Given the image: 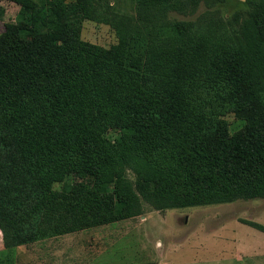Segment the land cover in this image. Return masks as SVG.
Wrapping results in <instances>:
<instances>
[{"label": "trees", "instance_id": "16d2710c", "mask_svg": "<svg viewBox=\"0 0 264 264\" xmlns=\"http://www.w3.org/2000/svg\"><path fill=\"white\" fill-rule=\"evenodd\" d=\"M11 1L17 19L0 32L6 248L29 241L50 201L103 224L142 214L143 203L264 196V0H245L228 19L210 10L195 20L168 12L205 0H130V14L109 0ZM85 18L108 23L119 45L83 42ZM229 111L243 121L234 131L221 117Z\"/></svg>", "mask_w": 264, "mask_h": 264}, {"label": "rangeland", "instance_id": "374dc122", "mask_svg": "<svg viewBox=\"0 0 264 264\" xmlns=\"http://www.w3.org/2000/svg\"><path fill=\"white\" fill-rule=\"evenodd\" d=\"M109 1L121 12L132 13L130 0ZM244 1H200L186 13L170 11L168 17L195 20L212 10L228 19L248 8ZM19 10L16 2L0 0V32L6 22L17 19ZM79 38L106 51L119 45V37L108 23L89 18L82 20ZM147 84H152L151 75ZM221 117L231 131L242 126L243 121L234 119L230 111ZM6 121L0 116V172L11 169ZM116 130L110 129L107 135L114 136ZM2 148H7L3 154ZM127 174L134 179L130 170ZM65 210L58 201L45 203L33 219L29 241L11 248L4 246L0 230V264H264V233L244 223L250 220L264 225V196L162 210L143 203L142 214L103 224L92 215L80 219Z\"/></svg>", "mask_w": 264, "mask_h": 264}, {"label": "crops", "instance_id": "0c3cea01", "mask_svg": "<svg viewBox=\"0 0 264 264\" xmlns=\"http://www.w3.org/2000/svg\"><path fill=\"white\" fill-rule=\"evenodd\" d=\"M246 225H248V226H250V227H252V228H255V227H253V226H251V225H249V224H247V223H245ZM255 229H257V228H255ZM257 230H259V229H257ZM259 231H261V230H259ZM261 232H263V231H261ZM264 233V232H263ZM160 244V242L158 241L157 242V244ZM156 261H141V262H138V263H134V264H157V263H155Z\"/></svg>", "mask_w": 264, "mask_h": 264}]
</instances>
